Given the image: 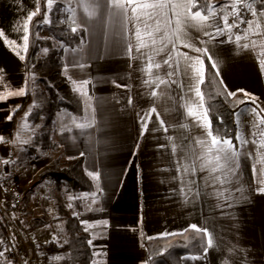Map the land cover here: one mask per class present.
<instances>
[{
	"label": "crops",
	"instance_id": "crops-1",
	"mask_svg": "<svg viewBox=\"0 0 264 264\" xmlns=\"http://www.w3.org/2000/svg\"><path fill=\"white\" fill-rule=\"evenodd\" d=\"M41 1L50 21L55 19L68 29L81 28L84 32L80 46L62 47V61L70 85L83 100L85 116L82 121H76L69 111H59L53 123V141L59 149L38 150L36 157L20 163L18 159L35 128L24 117L13 118L24 95L8 93L25 89L24 33L17 29H22L27 17L40 8V0H0V30L8 41L16 42L5 43L0 37V95L8 96L0 100V136L4 138L0 140V220L8 228L24 263L37 264L34 248L39 243L60 244L65 240L62 215L71 211L75 201L64 186L52 179H46L36 194L23 197L29 212L27 221L33 224L39 218V226L35 227L37 237L27 239L20 223L23 218L3 201L1 179L9 176L20 181L24 195L31 181L54 158L66 162L82 157L87 173L100 174V179L94 180L96 202L92 203V195L82 196L83 209L72 211L88 229L91 264H148L146 240L181 234L188 229L197 231L193 225L212 233L214 246L207 253L182 255L180 264H264V193L259 191L264 187V147L260 146L264 137L258 135L264 125L260 130L255 127L258 119L264 118L261 111L264 109V17H259L260 34H253L257 31L253 25V32L247 33L248 39L240 42L251 45L255 41L256 46L245 49L232 33L214 39L205 36V30L215 35V23L206 29L198 25L182 27L181 39L172 41L175 17L169 12L171 25L162 16L148 26L153 31L159 24L161 34L156 36L155 47L140 53L133 50L130 56L127 51L130 30L139 28L143 34L144 24L124 20L107 0L99 5L96 0H54L51 12L47 2ZM210 1H222L215 5L221 17L226 14L223 6L231 3V0ZM54 5L60 8L59 14ZM255 7L259 12V2ZM218 23L222 26V19ZM49 24L43 21L40 37L53 38ZM131 39L135 43V37ZM162 44L166 47L160 52ZM196 48L208 49L212 60L196 52ZM149 56L155 63L171 56L172 67L163 65L150 76L145 71ZM197 57L203 60L204 79L205 59L211 65L215 61L217 67L213 69L219 73L217 76L227 93L241 92L249 102L234 113L237 134L249 142L237 141L234 145L237 158L228 169L216 173L224 176L223 186L211 167L199 170L213 157L207 151L211 137L202 126L210 118L204 100L201 106L200 98L195 95L198 81L187 71L193 63L197 69L201 67ZM169 72L174 75L168 77ZM165 79L168 82L157 89L159 80ZM85 81L88 83L81 88ZM152 91L157 92L155 98ZM153 107L159 118L153 115L147 131L141 134V120L146 119ZM189 108L194 115H189ZM9 115L11 120L7 119ZM79 124L89 126L79 128ZM254 133H257L255 137ZM253 139L256 143L251 142ZM37 205H41V213L36 211ZM51 223L55 226L50 230ZM42 227H45L43 232ZM54 229L57 234L53 233ZM205 241L207 246V237ZM191 256L200 259H184Z\"/></svg>",
	"mask_w": 264,
	"mask_h": 264
},
{
	"label": "trees",
	"instance_id": "trees-1",
	"mask_svg": "<svg viewBox=\"0 0 264 264\" xmlns=\"http://www.w3.org/2000/svg\"><path fill=\"white\" fill-rule=\"evenodd\" d=\"M220 3L222 1L198 0V8L192 10L203 7L205 14L208 5L215 6ZM40 10V14L33 17L30 23L29 47L24 59L27 94L13 114V118H26L35 128L30 142L18 159L21 164L36 157L38 150L53 152L59 149L58 144L53 141V123L59 111H69L76 121H82L85 116L83 100L70 85L62 61V47L80 46L84 41V32L81 28L73 32L58 20L52 19L49 28L53 38L40 37L38 32L45 18V7L41 0ZM41 50L44 51L43 54H40ZM201 92L213 135L220 140L230 138L236 146L234 113L249 102L241 92L229 96L208 59H205V79L201 84ZM46 179H52L56 184L64 186L67 194L75 201L71 211L62 215L65 240L60 244L55 241L45 244L52 264H91L89 233L72 211L83 209L80 200L82 196L95 193L94 179L83 168L82 157L66 162L54 158L31 181L23 197L36 194ZM32 226L38 227V220ZM7 232L8 228L0 220V238ZM144 244L148 264H180L182 255L202 254L206 247L204 235L192 229L181 234L149 239ZM57 257L60 259H56ZM0 264L7 263L0 257Z\"/></svg>",
	"mask_w": 264,
	"mask_h": 264
},
{
	"label": "snow or ice",
	"instance_id": "snow-or-ice-1",
	"mask_svg": "<svg viewBox=\"0 0 264 264\" xmlns=\"http://www.w3.org/2000/svg\"><path fill=\"white\" fill-rule=\"evenodd\" d=\"M102 2V0H96L97 5H99ZM259 2L261 5V9L259 12H257V9L255 5ZM54 3V0H47L48 4V12L52 11V5ZM107 3L111 6L112 9L118 10L119 14L124 18L126 21H132L135 20L138 23L144 24L143 34L141 33L139 28H136L134 31L130 30V37L127 41V51L129 55L133 53V50L135 52L140 53L145 48L155 47L156 45V36L161 34V30L159 27V24L157 23V27L153 31H149V25L152 21H159L162 16L166 17L167 23L169 25L172 24L171 17H168L167 14L170 12L172 16L175 17V31L172 32L170 35L172 37V41H178L181 39V28L187 27L189 25L192 26H200L202 29H206L207 27L211 26L212 24H216L215 28V35L212 36L210 33H208L206 30L204 31L205 36H210V39H214L217 36H223L225 33H231L233 29H239L240 24H247L248 28L245 30V35L242 37L240 35L236 36V42L240 44L241 47L247 49L249 47H255L256 42L252 41L251 45L249 43H240L242 40H247L248 36L247 33L253 32V25H255L256 32L253 34L259 35V29L261 28V24L259 22V17H264V0H231V3H226L223 8L226 12L225 15L222 17L220 16V13L216 10V7L213 5L207 6V12L208 14H203L204 8L200 7L199 10L192 11L193 8H198V0H107ZM240 5V7H237V5ZM231 8V12H227L228 8ZM242 9L245 11H248L251 13L252 17H254L253 20H248L243 16ZM40 8L37 7L35 11H33L27 19L23 22L22 29H17L18 31L22 30L23 35V49L27 51L29 47V24L32 22L33 17L40 14ZM233 17L232 23H229V17ZM223 21L222 26L218 23L219 20ZM237 20H239V23H237ZM44 23H50L48 13H45ZM73 32L77 31L76 28L72 29ZM131 36L135 37V43H133ZM0 37L4 38L5 43H12L15 44V41H8V39L5 36V33L3 30H0ZM231 40V37H229ZM173 48L176 47L175 43L172 44ZM183 47H191L188 44H182ZM164 46L162 44L160 48V52L164 51ZM47 52V49L44 50ZM196 52L201 53L204 56H208L209 60H212V57L208 55V49H201L196 48ZM19 55V52L17 53ZM159 54V52L157 53ZM20 59L23 60L24 56H20ZM172 57L169 56L167 60H163L162 63H155L154 58L149 56L146 58V67L145 71L148 73V75H152L154 70L160 69L163 65H168L169 67H172L171 61ZM190 59V58H189ZM197 62L201 65L199 69L195 67V63L187 67V71H191L193 73L192 79H195L198 81V84L195 88V95L196 97L200 98L201 100V106H203V94L201 93L199 89V84L203 83L204 76H203V60H201L199 57H197ZM76 66V65H74ZM79 67H82V65H78ZM67 68V65L65 66ZM212 67L216 68L217 63L213 61ZM177 70H179L178 64L176 65ZM219 74V73H217ZM173 72L167 73L168 77L173 76ZM168 81L165 80H159V83L156 84V88L159 89L161 85L167 83ZM88 82L85 81L81 88H83L84 85H86ZM151 83V82H149ZM243 91V90H239ZM26 89L21 88L17 91L9 92V96H23L26 95ZM86 95V93H84ZM229 96H235L236 93L229 92ZM151 95L155 98L157 95L156 91H152ZM245 95H250L248 93H245ZM8 99V96L0 95V100H6ZM255 102L253 98V103ZM132 103L131 98H129V104ZM254 113H256L257 117H259V113L256 111L255 108L252 109ZM261 111H264L262 109ZM28 114L26 113V116ZM153 115H156L159 118V113H157L156 108L153 107L151 109V112L147 114L146 119L142 118L141 123L143 126V131L141 134H143L144 131H147L148 128V122L151 120V117ZM189 115H194L192 110L189 108ZM8 120L12 119V116L9 115L7 117ZM205 119H207V114L205 113ZM161 125H164V121L160 120ZM199 123V121H198ZM264 125V118H259L258 122L256 123L255 127L260 130L261 126ZM89 125L86 124H79L77 127L84 128L88 127ZM209 137H211V145L207 147L208 153L213 157L212 159L207 160L199 169L200 171H205L209 167H211V171L215 178L220 182L221 186L226 182L223 175L216 176V173H220L226 169H228L232 162L237 158V148L233 145L232 139H223L220 140L217 136H214L212 133L211 128V121H208L206 125H202ZM167 131V128L164 129ZM257 133H254L253 136L255 137ZM258 135L261 137H264V130H260L258 132ZM4 138L0 136V140H3ZM236 140L239 141L241 144H246L249 141L242 139L240 134H237ZM252 143H256V140L253 139L251 141ZM261 147H264V141L261 142ZM83 155V153L81 154ZM203 159V156L201 157ZM7 163V161H5ZM183 171V170H182ZM90 177H92L94 180L100 179L99 173H94L89 171L87 173ZM234 174V173H233ZM183 191V189H181ZM260 192L264 193V187H261L259 189ZM93 199L92 203L94 204L96 193L91 194ZM91 210V208L89 209ZM197 231L202 232L205 237H207V246L204 248V253H207L208 250L214 246V236L212 233H210L207 229H200L196 228L195 225L192 226ZM88 229L85 228V231ZM91 244V241H89ZM4 256V252H0V257ZM56 259H60V257H57ZM184 259H192V260H199V256H191V257H185ZM8 264H11L9 261Z\"/></svg>",
	"mask_w": 264,
	"mask_h": 264
},
{
	"label": "built area",
	"instance_id": "built-area-1",
	"mask_svg": "<svg viewBox=\"0 0 264 264\" xmlns=\"http://www.w3.org/2000/svg\"><path fill=\"white\" fill-rule=\"evenodd\" d=\"M237 7H240L238 4ZM230 12L232 11L229 8ZM243 16L252 20L253 17L250 12L242 9ZM233 17H229V23H232ZM239 23V20H237ZM248 28L247 24H240L239 29H233L232 34L236 37L237 35L244 36L245 30ZM1 190L4 202L15 210L19 215H24L27 212L26 207L23 205V186L21 182L15 180L9 176L1 179ZM23 234L27 239L36 238L37 231L29 221L25 222V229ZM34 253V261L37 264H52V259L45 247L44 243L37 245ZM0 252H4V256L1 257L7 264L10 261L11 264H25L22 260L20 253L17 249L16 243L9 232L4 234L0 238Z\"/></svg>",
	"mask_w": 264,
	"mask_h": 264
},
{
	"label": "rangeland",
	"instance_id": "rangeland-1",
	"mask_svg": "<svg viewBox=\"0 0 264 264\" xmlns=\"http://www.w3.org/2000/svg\"><path fill=\"white\" fill-rule=\"evenodd\" d=\"M46 2H47V0H45ZM55 6V5H54ZM55 10H57L56 12L59 14V12H60V8H58V6L56 5L55 6ZM62 17V16H61ZM43 50H41V52H40V54H43ZM12 178V177H11ZM20 182V181H19ZM22 184V183H21ZM23 186V185H22ZM3 198V197H2ZM24 199H26V197L24 198ZM4 201V200H3ZM23 205H24V201H23ZM41 207V205H37V207H36V211L37 212H39L40 211V213L42 212V209H40V207ZM43 207V206H42ZM26 209H27V207H26ZM28 214H29V212H28V209H27V212L24 214V215H19V214H17L16 213V215H18V216H21V218H23V220L20 222L21 223V226H22V228H23V230L25 229V222L27 221V220H29V218H28ZM30 217H31V214L29 215ZM36 220H39V218H36ZM55 225L53 224V223H51L50 225H49V229L51 230L52 229V227H54ZM45 229V227H42L41 229H40V231H42L43 232V230ZM22 230V231H23ZM53 233L54 234H57V232L55 231V229L53 230Z\"/></svg>",
	"mask_w": 264,
	"mask_h": 264
}]
</instances>
